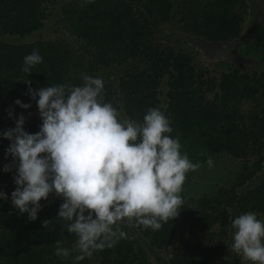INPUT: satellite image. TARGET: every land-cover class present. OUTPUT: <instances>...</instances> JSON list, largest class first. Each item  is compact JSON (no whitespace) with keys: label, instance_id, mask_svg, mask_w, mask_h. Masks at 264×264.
<instances>
[{"label":"trees","instance_id":"trees-1","mask_svg":"<svg viewBox=\"0 0 264 264\" xmlns=\"http://www.w3.org/2000/svg\"><path fill=\"white\" fill-rule=\"evenodd\" d=\"M60 0H0V133L26 117L25 131L40 130L37 102L27 95L28 85L39 89L52 84L80 86L82 76L100 77L111 67L123 69L117 82L103 79L104 100L117 108L121 118L142 121L149 108H159L171 121L173 137L193 163L206 164L208 156L228 155L241 161L239 173L229 187L193 199L187 184L196 171H189L181 193L180 214L161 230L123 226L128 239L93 253L96 264H145L143 244L166 251L168 264H225L227 251L233 264H243L231 252L234 229L231 221L254 212L264 215V179L254 186L264 163V108L249 126L239 110L243 103L264 96V70L230 67L218 76L198 66L192 53L164 46L154 38L164 23L176 21L187 33L215 44H231L243 32L249 4L246 0H65L59 21L72 39L61 36L33 42H11L5 37L29 36L44 26ZM57 33V30H55ZM34 49L43 62L27 74L21 71L24 57ZM165 82V105L161 85ZM19 99L31 108L15 104ZM11 111L15 119L9 117ZM236 114V115H235ZM237 116V117H236ZM255 121V122H253ZM258 121V122H257ZM0 136V172L13 163L6 153L11 141ZM2 144V145H1ZM203 152L205 155H201ZM201 168V167H200ZM7 175H15L13 168ZM251 183V186L250 184ZM10 191L0 188V264H94L92 256L75 261L76 253L63 259L55 255L56 241L71 248L76 237L58 219L64 202L55 194L31 221L14 208ZM54 231L43 227L52 220Z\"/></svg>","mask_w":264,"mask_h":264},{"label":"clouds","instance_id":"clouds-1","mask_svg":"<svg viewBox=\"0 0 264 264\" xmlns=\"http://www.w3.org/2000/svg\"><path fill=\"white\" fill-rule=\"evenodd\" d=\"M42 62L34 49L24 57L21 71L28 76ZM82 81L80 86L33 89L32 81L25 80L26 94L37 102L40 130L25 131L26 117L15 119L9 111L16 126L0 133L11 141L6 153L13 163L4 171H16L14 208L35 221L41 200L53 193L62 198L53 219L76 239L71 248L56 241L55 255L67 259L76 253L77 262L128 239L124 225L158 231L177 218L186 174L202 167L182 152L180 139L170 135V119L159 108H149L142 121L121 118L104 100L102 78L85 74ZM15 104L31 108L19 99ZM206 163L214 166L211 156ZM0 199L6 201L8 195L0 191ZM53 219L43 222L46 230H55ZM231 227L230 251L251 264H264V221L249 211L232 220Z\"/></svg>","mask_w":264,"mask_h":264},{"label":"rangeland","instance_id":"rangeland-1","mask_svg":"<svg viewBox=\"0 0 264 264\" xmlns=\"http://www.w3.org/2000/svg\"><path fill=\"white\" fill-rule=\"evenodd\" d=\"M246 1L248 2L249 7L243 32L249 33L246 36V42L239 46V52L241 57H246L248 60L242 62L240 67L246 70L264 69V0ZM64 2L65 0H60L59 3L54 6L51 15L45 20L44 26L37 32L25 37L14 36L5 37L4 39L11 42H33L38 38H53L56 35L59 36L60 33L62 37L72 39L69 30L59 21L61 16V6ZM55 30H57V33H55ZM154 38L164 46L192 53L198 66L208 69L216 76L223 71L229 70V65L233 63V57L226 55V51H223L222 53L224 59H220L219 56L217 57V53L213 49L215 46L214 43L202 41L187 33L176 21L160 25L155 30ZM122 70L123 69L120 67L107 68L103 70L100 78L109 80L110 77V80L117 82ZM165 90L166 86L165 82H163V85H161L162 93L160 96L162 106L165 105ZM263 108L264 96L259 95L256 99L250 100L246 103L244 102L238 113H240L244 121L251 126V120L254 115L262 117ZM7 142H9V140ZM7 142L4 141L2 144H6ZM213 161V167L209 168L206 163L191 176L186 189L187 193L193 199H197L204 194H213L221 187L231 186L236 175L239 173L241 167V161L239 159H235L228 155H222L213 158ZM15 175H7L5 172H0V188L5 191H10L13 187L17 186L14 182ZM262 179H264V163L262 170L258 173V177L255 178L252 185L254 186L256 183H259ZM249 184L251 186V183ZM255 214L258 219L264 221V215L258 213ZM140 240L143 244L145 264H168L169 256L166 251L150 247L149 243L142 237H140ZM92 262L96 264L94 256H92ZM225 264H233V258L229 251H227ZM243 264H251V262L243 260Z\"/></svg>","mask_w":264,"mask_h":264},{"label":"flooded vegetation","instance_id":"flooded-vegetation-1","mask_svg":"<svg viewBox=\"0 0 264 264\" xmlns=\"http://www.w3.org/2000/svg\"><path fill=\"white\" fill-rule=\"evenodd\" d=\"M248 33L242 32L241 37L237 41H235L234 43L229 44L230 45L229 48L223 46V44H215L214 43L215 46H214L213 49L216 51L217 57L219 56L220 59H224V57L222 56V53H223V51H226L227 52L226 55H229V57H233L232 58L233 59V63L232 64L229 63L230 67H237V68H239L241 70H246V69H243L242 67H240V65H241L242 62L248 60V58L241 57V54L239 52V46L246 42V36H247ZM243 39H244V41H243ZM237 63H239V64H237ZM250 70H252V69H249L247 71H250ZM257 70H261L262 71L264 69H257Z\"/></svg>","mask_w":264,"mask_h":264},{"label":"water","instance_id":"water-1","mask_svg":"<svg viewBox=\"0 0 264 264\" xmlns=\"http://www.w3.org/2000/svg\"><path fill=\"white\" fill-rule=\"evenodd\" d=\"M223 46H225V47H227V48H229V47H230V45H229V44H223Z\"/></svg>","mask_w":264,"mask_h":264}]
</instances>
